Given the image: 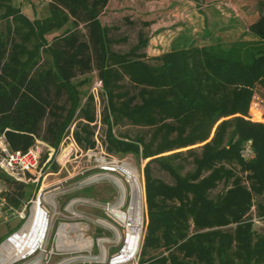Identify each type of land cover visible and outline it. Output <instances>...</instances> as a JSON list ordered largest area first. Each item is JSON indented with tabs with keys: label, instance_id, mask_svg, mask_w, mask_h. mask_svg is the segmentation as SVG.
Wrapping results in <instances>:
<instances>
[{
	"label": "trees",
	"instance_id": "1",
	"mask_svg": "<svg viewBox=\"0 0 264 264\" xmlns=\"http://www.w3.org/2000/svg\"><path fill=\"white\" fill-rule=\"evenodd\" d=\"M110 1L46 0L45 15L31 21L13 0H0V136L14 152L26 153L36 138L59 150L75 125L77 144L95 149L91 89L99 80L107 151L147 162L140 263L264 264V232L252 217L256 209L264 219V124L246 119L264 122V0L247 26L253 41L189 44L157 57L145 52L143 31L130 51L112 50L118 41L100 20ZM125 124L140 133L117 136ZM249 141L254 157L245 159ZM185 158L194 170L183 174ZM151 162L174 183L154 178ZM0 179L11 206L33 196V186L2 172ZM221 183L225 190L212 196Z\"/></svg>",
	"mask_w": 264,
	"mask_h": 264
},
{
	"label": "rangeland",
	"instance_id": "2",
	"mask_svg": "<svg viewBox=\"0 0 264 264\" xmlns=\"http://www.w3.org/2000/svg\"><path fill=\"white\" fill-rule=\"evenodd\" d=\"M15 1L17 4L15 7L20 9L21 13L25 14L31 21H34L36 17H41L46 9L45 0ZM260 1L111 0L100 20L105 28L111 30L110 36L118 41L112 45L113 51L118 53L130 51L137 45L138 35L140 31H143L149 39V45L145 52L148 57H154L155 55L153 54L166 53L172 50L175 45L179 47L185 44L228 47L238 41H253L254 37L248 34L247 26L259 16ZM131 22H134V24H130ZM145 23L151 25L147 27L144 26ZM57 36L59 34L48 36L47 40L51 42ZM96 76V73L92 74L93 79ZM90 88L91 86L88 85L84 87V90H89ZM258 89L264 93L261 88ZM100 97L99 106H96V122L92 124V127H94V139L100 144L95 149H90L89 152L88 149L78 145V153L75 151L67 164H65L63 158L73 147L70 145L60 146L55 155L54 163L46 171L45 179L43 177L40 180L37 190L35 185L32 187V194L33 198H35L34 201H36L40 189H43V197L54 198L61 207L72 201H78L79 203L75 207L76 211L93 220L91 230L88 233L89 236L95 239L104 237L116 243L119 242L116 247H113L110 243L106 244L108 257H115L121 254L128 239L127 227L124 224L121 225L114 216V211L118 208L117 205L122 193L116 184V180L121 182L126 189L125 202L120 209L123 212L128 210L131 191L126 182L127 177L122 173L123 171L111 174L104 173L101 169L106 166V163L111 162L113 158L126 161L130 167H135L138 170L143 192L142 233L135 253V261H139V264H141L140 257L148 212L144 175L147 162L133 155L117 157L109 154L105 143L106 126L103 123V113L107 102L103 94ZM246 119L254 123L264 124L262 121L255 120L248 113ZM76 122L78 123L79 121L76 120ZM140 131V129L126 124L115 127L117 136L128 135L129 138H135ZM199 146H195V148ZM44 156L47 157L46 154ZM184 160L182 161L183 165H185L183 174L193 171L192 159L185 158ZM150 168L154 178L163 180L167 184L174 183L170 174L162 170L158 163L151 162ZM225 188L226 185L221 183L212 192V196H216L224 191ZM87 189H92L90 196L84 194ZM255 210L252 213L255 229L262 233L264 232V219L257 218ZM96 219H103L108 224L115 226L118 230L117 233L103 231L96 225ZM18 225L19 220H13L9 225L11 229L8 226H1L0 238L15 230Z\"/></svg>",
	"mask_w": 264,
	"mask_h": 264
},
{
	"label": "built area",
	"instance_id": "3",
	"mask_svg": "<svg viewBox=\"0 0 264 264\" xmlns=\"http://www.w3.org/2000/svg\"><path fill=\"white\" fill-rule=\"evenodd\" d=\"M102 94L103 84L98 80L91 89V95L96 102V106H99ZM74 129L75 126L65 132L60 144L63 147L65 145L73 147L63 158L65 164L70 162V157L75 151L78 153ZM96 142L98 143L97 140ZM57 152L58 150L38 138L26 153L14 152L10 149L5 135H2L0 136V172L15 182L35 185L37 190L40 180L43 177L45 179L46 171L54 163ZM45 154L47 157L44 156ZM242 156L245 159L254 157L251 141L246 144ZM126 164L127 162L124 160L120 161L113 158L101 170L104 173L111 174L118 173V171L124 172V165ZM7 193H9L8 186L0 179V227L9 225L13 220H22L23 224L17 232L0 244V264H139V261H135V254L121 260L124 249L120 255L112 258L108 257L106 244L110 243L113 247H116L118 243L109 238L100 237L95 239L89 236L88 233L91 230L93 220L76 211L75 207L79 203L78 201H72L61 207L54 198L43 197L44 190L40 189L36 201L32 196V199L23 203L17 209L10 205L6 198ZM36 205L46 221L45 232L41 241L36 248L27 250V252L20 253L18 257L3 262L4 246L28 225L33 217ZM95 223L103 231H113L115 234L118 231L115 226L108 224L103 219H96Z\"/></svg>",
	"mask_w": 264,
	"mask_h": 264
},
{
	"label": "bare ground",
	"instance_id": "4",
	"mask_svg": "<svg viewBox=\"0 0 264 264\" xmlns=\"http://www.w3.org/2000/svg\"><path fill=\"white\" fill-rule=\"evenodd\" d=\"M124 169L125 170L122 173L126 175V182L131 191V200L128 210H125L126 212L120 210L121 206H123L125 202L124 197H126V189L123 187V184L115 178L116 184L122 193L119 199V204L117 205L118 208L114 211V216L121 223V225L124 224L128 229V239L123 250L121 260L127 259L136 253L138 249V242L141 238V227L143 223V192L139 172L135 167H130L128 164L124 165ZM128 197L130 198V196ZM45 224V217L42 216L41 211L37 209L36 205L33 217L29 221L28 225L4 246L5 255L3 256V262L11 258L18 257L20 253L25 251L27 252V250L36 248L44 235Z\"/></svg>",
	"mask_w": 264,
	"mask_h": 264
},
{
	"label": "crops",
	"instance_id": "5",
	"mask_svg": "<svg viewBox=\"0 0 264 264\" xmlns=\"http://www.w3.org/2000/svg\"><path fill=\"white\" fill-rule=\"evenodd\" d=\"M13 4L15 5V6H17V4H16V1L15 0H13ZM24 16H26L25 14H23ZM27 17V16H26ZM28 18V17H27ZM37 18V17H36ZM29 19V18H28ZM2 22H4V21H0V25L2 24ZM189 45V44H188ZM184 46H187V44H185V45H182L181 47H179V46H177V45H175V47H173V49L172 50H174V49H178V48H182V47H184ZM172 50H170V51H172ZM169 52V51H168ZM153 55H155L154 57H157V56H160V55H162V53H158V54H153Z\"/></svg>",
	"mask_w": 264,
	"mask_h": 264
}]
</instances>
